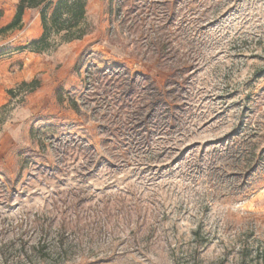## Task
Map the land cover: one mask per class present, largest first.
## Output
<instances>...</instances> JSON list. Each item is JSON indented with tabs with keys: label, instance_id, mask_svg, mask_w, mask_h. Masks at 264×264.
<instances>
[{
	"label": "rangeland",
	"instance_id": "rangeland-1",
	"mask_svg": "<svg viewBox=\"0 0 264 264\" xmlns=\"http://www.w3.org/2000/svg\"><path fill=\"white\" fill-rule=\"evenodd\" d=\"M16 3L0 0V22ZM86 23L0 109V243L61 228L58 264H264V0H87ZM158 28L173 64L133 56L152 55ZM118 67L176 90L174 129L159 107L145 144L120 133L88 78Z\"/></svg>",
	"mask_w": 264,
	"mask_h": 264
},
{
	"label": "trees",
	"instance_id": "trees-1",
	"mask_svg": "<svg viewBox=\"0 0 264 264\" xmlns=\"http://www.w3.org/2000/svg\"><path fill=\"white\" fill-rule=\"evenodd\" d=\"M86 3L87 0H57L54 10L48 15V11L53 6L51 0H18L12 22L1 29L0 32L19 28L25 10L40 9L43 34L38 41L33 42L32 50L37 54H42L53 46L79 41L89 34L86 23ZM169 20L170 18L165 16L161 20L162 26L167 25ZM162 29H156L157 37L153 40L150 39L154 47L150 57L149 55L141 57L139 54H133V56L142 61L152 60L159 63L170 62V64H173L170 61L172 50L168 51L165 48L167 42L165 36L162 37L161 35ZM54 38H58L59 43H54ZM186 64L184 62L183 64L174 63V65H171L169 70L173 74L167 82L169 87L178 79L177 72L179 73L182 66H186ZM88 78L91 79L94 85L93 94L102 102L110 103L118 110L115 117L119 115L117 121L121 127L120 133L126 131L130 136L129 138L132 137L131 133H136L133 139L140 136L139 143L144 141L142 143L145 144L149 139L150 131H152L150 121L154 118L155 113L159 112V107H161L162 121L165 122L163 124L164 128H175L173 117L175 109L171 113L172 109H170L168 100L172 94L176 93V90L158 91L146 75L131 73L120 67L106 71H95ZM103 79L106 81L102 85ZM96 86H101L100 91ZM74 108H76L75 103ZM258 156H260V159L263 158L264 152L261 151ZM252 162H254L253 168L256 165L258 166L260 163L259 157L253 155L249 163ZM61 230V228L58 229L52 244H49L48 239H46L49 231L47 232L44 227L34 229L39 233V237L31 246H27L22 239L0 243V257L7 264L8 257L11 258L12 264L64 263L67 260L68 248L65 239H63V233L60 234Z\"/></svg>",
	"mask_w": 264,
	"mask_h": 264
},
{
	"label": "crops",
	"instance_id": "crops-1",
	"mask_svg": "<svg viewBox=\"0 0 264 264\" xmlns=\"http://www.w3.org/2000/svg\"><path fill=\"white\" fill-rule=\"evenodd\" d=\"M51 2L53 6L49 10V14L54 10L57 0H51ZM8 13V17L5 16V20L0 22V30L12 22L15 10L11 9ZM20 27V30L16 28L5 31L4 33L9 35V40L6 45H0V109L11 101L12 98L9 97V94H13L15 97L18 92L22 95L32 93L33 87L27 88V86L34 84L35 75L39 71L40 54L33 52L29 45L38 41L43 34L40 9L25 10ZM19 42L21 44L18 45ZM21 86H25V90ZM16 87L20 89L15 91ZM20 114L23 115L24 112ZM2 130L0 143L7 141L9 139L7 133H10L7 127L2 129L0 120V133Z\"/></svg>",
	"mask_w": 264,
	"mask_h": 264
}]
</instances>
